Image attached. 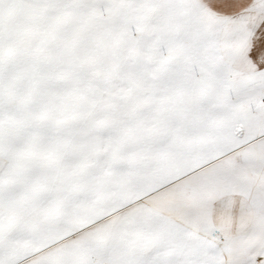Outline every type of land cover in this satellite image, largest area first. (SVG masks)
I'll return each instance as SVG.
<instances>
[{
  "label": "snow or ice",
  "instance_id": "1",
  "mask_svg": "<svg viewBox=\"0 0 264 264\" xmlns=\"http://www.w3.org/2000/svg\"><path fill=\"white\" fill-rule=\"evenodd\" d=\"M0 264H264V0H0Z\"/></svg>",
  "mask_w": 264,
  "mask_h": 264
}]
</instances>
